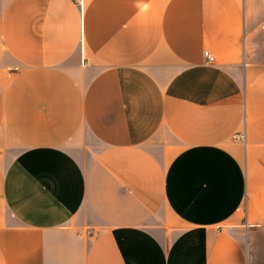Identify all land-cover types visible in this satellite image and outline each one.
<instances>
[{
	"label": "crops",
	"instance_id": "crops-1",
	"mask_svg": "<svg viewBox=\"0 0 264 264\" xmlns=\"http://www.w3.org/2000/svg\"><path fill=\"white\" fill-rule=\"evenodd\" d=\"M0 264H264V0H0Z\"/></svg>",
	"mask_w": 264,
	"mask_h": 264
},
{
	"label": "built area",
	"instance_id": "built-area-1",
	"mask_svg": "<svg viewBox=\"0 0 264 264\" xmlns=\"http://www.w3.org/2000/svg\"><path fill=\"white\" fill-rule=\"evenodd\" d=\"M203 55L205 56L207 62H209V63H214V62H215V58H214V56H212V55L209 53L208 50H205V51L203 52Z\"/></svg>",
	"mask_w": 264,
	"mask_h": 264
}]
</instances>
